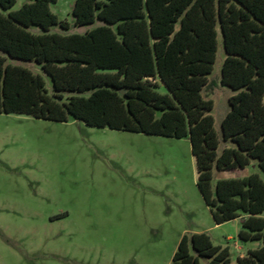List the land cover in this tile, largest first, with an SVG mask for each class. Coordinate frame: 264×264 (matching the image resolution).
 <instances>
[{
	"label": "trees",
	"instance_id": "16d2710c",
	"mask_svg": "<svg viewBox=\"0 0 264 264\" xmlns=\"http://www.w3.org/2000/svg\"><path fill=\"white\" fill-rule=\"evenodd\" d=\"M56 1L27 0L11 12L15 0H0V114L188 139L214 224L238 219V240L260 243L237 264H264V182L252 174L212 189L215 173L254 167L264 175V0H75V26L99 24L69 35L51 32L68 29L49 10ZM219 36V83L233 95L217 135L206 91ZM7 59L38 68L50 92ZM202 260L230 264L205 233L184 234L169 264Z\"/></svg>",
	"mask_w": 264,
	"mask_h": 264
},
{
	"label": "rangeland",
	"instance_id": "374dc122",
	"mask_svg": "<svg viewBox=\"0 0 264 264\" xmlns=\"http://www.w3.org/2000/svg\"><path fill=\"white\" fill-rule=\"evenodd\" d=\"M26 2L15 0L10 11ZM74 3L49 5L68 25L51 32L84 34L99 24L75 26ZM223 59L219 36L206 91L217 135L233 95L219 83ZM7 62L40 75L50 92L51 80L38 68ZM252 174L264 182L248 167L215 173L212 189L218 180ZM240 224H214L196 187L188 139L93 128L72 118L59 123L0 114V264H169L180 238L198 233L227 249L230 264H237L260 245L238 240Z\"/></svg>",
	"mask_w": 264,
	"mask_h": 264
}]
</instances>
